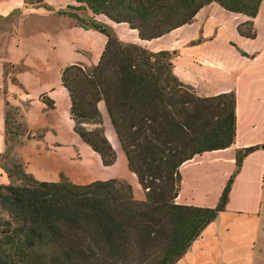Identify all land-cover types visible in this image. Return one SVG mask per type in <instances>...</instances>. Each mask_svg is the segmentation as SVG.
Instances as JSON below:
<instances>
[{
	"label": "trees",
	"instance_id": "obj_1",
	"mask_svg": "<svg viewBox=\"0 0 264 264\" xmlns=\"http://www.w3.org/2000/svg\"><path fill=\"white\" fill-rule=\"evenodd\" d=\"M74 1L113 22H125L138 38L149 40L188 23L198 8L211 1L247 16L236 30L253 38L251 18L261 0ZM28 2L41 4V0ZM58 13L81 19L74 12ZM87 27L105 36L97 62L68 64L60 71L72 129L103 166L111 165L116 153L103 133L97 106L102 102L144 198L135 199L130 185L118 178L85 184L64 177L34 179L11 155L22 130L6 109L7 138L0 167L18 183L0 184V264H174L226 203L233 173L212 207L178 204L174 198L182 162L232 143L233 91L198 96L173 74L168 51L123 42L109 25L95 20ZM44 102L52 106L49 99ZM256 148L235 151L236 169Z\"/></svg>",
	"mask_w": 264,
	"mask_h": 264
},
{
	"label": "crops",
	"instance_id": "obj_2",
	"mask_svg": "<svg viewBox=\"0 0 264 264\" xmlns=\"http://www.w3.org/2000/svg\"><path fill=\"white\" fill-rule=\"evenodd\" d=\"M70 5L72 0H41V4L0 0V154L5 149L4 118L9 109L22 130L11 155L24 172L40 181L70 179V174L79 177L74 174L76 166L84 170L70 162V152L82 141L72 129L60 71L68 64H95L105 36L58 13ZM247 19L211 1L198 8L188 23L149 40L138 38L135 29L127 32L122 22L107 24L123 42L168 51L173 74L196 95L234 93L232 143L182 162L174 198L178 204L212 207L233 173L226 203L174 264H264V0L251 18L253 38L236 30ZM45 98L52 106H46ZM97 106L107 118L102 102ZM252 145L257 148L236 169L235 151ZM117 160L118 156L103 166L101 177L83 180L82 175L70 182L123 179L133 197L142 200L144 190L128 170L124 155L113 168ZM9 182L18 183L0 167V184Z\"/></svg>",
	"mask_w": 264,
	"mask_h": 264
},
{
	"label": "rangeland",
	"instance_id": "obj_3",
	"mask_svg": "<svg viewBox=\"0 0 264 264\" xmlns=\"http://www.w3.org/2000/svg\"><path fill=\"white\" fill-rule=\"evenodd\" d=\"M27 2H28V0H27ZM28 3H30V2H28ZM70 6L71 7H67V11L74 12L81 18L80 20H75L72 18L73 21L75 23L80 24L83 27H87L91 20H95L97 22H101V23H105V24H110L113 22L109 18H107L103 13H97V14L92 13L84 5V3H79V2H75L74 0H72V5H70ZM122 23H123L122 26H124L125 30L127 32H129V29H131V28H129L125 22H122ZM101 110H102V108H101ZM102 112H103V110H102ZM103 115L104 116L101 115L103 133L107 137V139L109 140L110 144H112L113 149L116 153V156H118L117 163H116L115 167H113V168H117L120 165V160L123 157V154L119 148V145L115 139V136L113 134V131H112L108 121H107V118L105 117L104 112H103ZM87 126L92 127L93 125L89 124ZM1 162H4L6 164L8 163L7 160H5L3 158L1 159ZM70 162H73L74 164L83 165L84 170H82L80 167L76 166V168H75L76 171L74 172V174H79L80 176L84 175L85 177H83V180H90L93 178L101 177L102 171L105 170L103 165L101 164L98 156L95 153H93L89 149V147L86 144H84L83 142L78 144L77 147L74 149V151L70 152ZM72 175L70 174V179H67V180H69V181L78 180V178L80 177V176L74 177Z\"/></svg>",
	"mask_w": 264,
	"mask_h": 264
}]
</instances>
